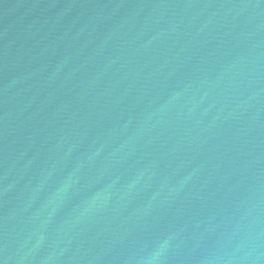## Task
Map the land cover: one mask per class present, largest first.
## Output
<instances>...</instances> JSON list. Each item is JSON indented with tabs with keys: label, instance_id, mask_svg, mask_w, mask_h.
Segmentation results:
<instances>
[{
	"label": "water",
	"instance_id": "1",
	"mask_svg": "<svg viewBox=\"0 0 264 264\" xmlns=\"http://www.w3.org/2000/svg\"><path fill=\"white\" fill-rule=\"evenodd\" d=\"M0 264H264V0H0Z\"/></svg>",
	"mask_w": 264,
	"mask_h": 264
}]
</instances>
